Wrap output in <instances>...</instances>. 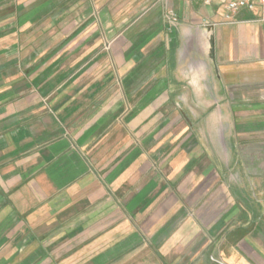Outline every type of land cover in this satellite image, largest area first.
Segmentation results:
<instances>
[{"label":"crops","instance_id":"0c3cea01","mask_svg":"<svg viewBox=\"0 0 264 264\" xmlns=\"http://www.w3.org/2000/svg\"><path fill=\"white\" fill-rule=\"evenodd\" d=\"M130 257L264 264V8L0 0V264Z\"/></svg>","mask_w":264,"mask_h":264},{"label":"rangeland","instance_id":"374dc122","mask_svg":"<svg viewBox=\"0 0 264 264\" xmlns=\"http://www.w3.org/2000/svg\"><path fill=\"white\" fill-rule=\"evenodd\" d=\"M226 143L228 144H232L233 142L231 140H227ZM217 157H215L214 159H216ZM229 160H230V167L232 165V163L234 162V155L231 154L230 157H229ZM233 160V161H232ZM190 173V170H188V173ZM212 173V172H211ZM227 175L229 176V178L231 180H235V179H238V177L233 173V172H229L227 173ZM210 177L212 179H218L219 180V173L217 171H213V174L210 175ZM174 189H171V191L173 192ZM170 192V190H168ZM169 192L166 194V195H169ZM182 202V207L179 208L175 213L173 212H166V214L164 215V222H168L167 223V227L168 228H178V227H184V225L190 221V220H195L196 219V207H191L190 205H188V203L184 200V201H181ZM117 206H119V204L117 203H113L111 205L112 209H117ZM168 208H169V205L167 204L166 205ZM176 209V208H175ZM173 213V214H172ZM172 215V216H170ZM170 217V218H169ZM167 219V220H166ZM163 221H161L163 223ZM136 223H138L136 221ZM139 224V223H138ZM146 238H149V236L146 234V236H142V239L145 243H147V239ZM131 258V261L129 262V264H135L136 263V259L137 257L133 258V257H130ZM133 258V259H132Z\"/></svg>","mask_w":264,"mask_h":264},{"label":"built area","instance_id":"2783aa9c","mask_svg":"<svg viewBox=\"0 0 264 264\" xmlns=\"http://www.w3.org/2000/svg\"><path fill=\"white\" fill-rule=\"evenodd\" d=\"M223 5L226 10V18L233 19L241 11L256 12L259 8H264V0H223ZM165 19L171 27H176L179 24V17L172 9L167 10Z\"/></svg>","mask_w":264,"mask_h":264}]
</instances>
